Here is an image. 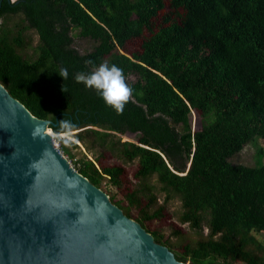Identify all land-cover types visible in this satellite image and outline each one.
I'll return each mask as SVG.
<instances>
[{
	"label": "trees",
	"instance_id": "trees-1",
	"mask_svg": "<svg viewBox=\"0 0 264 264\" xmlns=\"http://www.w3.org/2000/svg\"><path fill=\"white\" fill-rule=\"evenodd\" d=\"M167 2L176 18L162 14L154 25L163 0H0V83L34 116L50 119L54 132L77 130L73 137L92 159H75L71 149L79 146L71 140L59 149L96 186L122 184L123 167L103 165V152L137 161L138 186L122 193L126 203H114L166 246L143 217L162 216L165 203L177 198L178 221L197 235L183 254L168 246L178 260L264 264V148L257 147L252 165L230 160L264 140V0ZM146 29L140 50H121ZM29 31L32 45L25 41ZM75 38L89 47L80 51ZM103 62L122 68L134 90L122 114L74 79ZM61 68L68 69L66 80ZM192 110L198 130L189 124ZM62 118L70 130L60 127ZM126 132L136 140H121ZM190 159L196 172L186 170ZM136 203L143 216L132 214Z\"/></svg>",
	"mask_w": 264,
	"mask_h": 264
},
{
	"label": "water",
	"instance_id": "water-1",
	"mask_svg": "<svg viewBox=\"0 0 264 264\" xmlns=\"http://www.w3.org/2000/svg\"><path fill=\"white\" fill-rule=\"evenodd\" d=\"M52 123L0 83V264H186L68 162Z\"/></svg>",
	"mask_w": 264,
	"mask_h": 264
},
{
	"label": "rangeland",
	"instance_id": "rangeland-1",
	"mask_svg": "<svg viewBox=\"0 0 264 264\" xmlns=\"http://www.w3.org/2000/svg\"><path fill=\"white\" fill-rule=\"evenodd\" d=\"M163 1L165 3V6L160 11V13H158V15L153 19L152 23L154 25L159 22L160 16L162 14L168 15L170 19L176 18V12L169 7L167 2L168 0H163ZM148 35H149V31L146 29L142 32V34L139 37L128 40L125 43L123 49L121 50L126 54H130L134 51L140 50V44L142 40L145 39ZM35 40H36V36L34 35L33 31H29L25 35V41L27 45L29 44L32 45ZM74 43L75 46L80 51H84L85 49H87L90 44L88 40H79L77 38H75ZM24 52L26 53L27 57L33 59L34 54L31 47L27 46L26 49L24 48ZM128 79L133 80L134 76H130ZM189 124L192 130H198L200 128V116L197 111L195 110L191 111ZM76 131L77 130H70L66 133L63 132L57 133L53 131L54 134H51V138L54 141V143H56L59 147L61 146V144L68 145V140L75 142L79 146L78 150L71 149L73 154H75V159L79 158L82 154H85V156L92 159L91 154L89 152H86L84 147L81 146L80 142L75 137H73V134ZM119 136L121 140H128V141H135L137 138V134L131 132H126L124 134H120ZM258 146L264 148V140L258 139L256 143L246 144L241 151L237 152L232 157H230V160H232V162L234 163H243L247 165H252L254 163L255 152ZM99 161L103 165H121L123 167V173L121 176L122 184L118 185L111 180H109V182L104 181L101 189L108 195L111 202L114 203V200L121 199L123 203H126L123 200L122 193L130 194L131 193L130 188H135L138 186L136 178L134 177V173L136 172L138 167L137 161L134 160L131 162H125L112 156L109 152H103V154L99 158ZM74 162H76L74 159L71 160V163L74 165V167L77 168L78 164H75ZM187 168L192 169L195 172L197 171V165L193 162L192 159L188 161L186 165V169ZM150 182H152L154 186H156L154 189L157 190L159 184L153 178L151 179ZM143 200L144 198L142 197V201ZM157 201L159 204L163 203L162 192H157ZM179 209H180V204L178 199L172 198L165 203L162 216L157 217L152 221L146 220L144 217L143 219L145 221L144 222L145 225L150 231H155L157 233H160L162 235V238L167 243V245L170 246L174 252H179L183 254L185 253L183 249V245L186 243L194 244L195 240L197 239V235L191 228L188 227L187 224H183L178 221L177 215ZM131 211L133 215L136 214L142 215L138 203H136V205L132 208ZM206 232L207 229L204 227L203 233L205 234ZM186 256L190 257V254H186ZM185 263L189 264V261H186Z\"/></svg>",
	"mask_w": 264,
	"mask_h": 264
},
{
	"label": "clouds",
	"instance_id": "clouds-1",
	"mask_svg": "<svg viewBox=\"0 0 264 264\" xmlns=\"http://www.w3.org/2000/svg\"><path fill=\"white\" fill-rule=\"evenodd\" d=\"M58 74L63 80H66L69 76L67 68H61ZM74 79L86 88L95 90L105 104L110 106L117 114H122L126 105L133 99V88L126 83L123 69L115 64L103 62L89 73H76ZM62 90L65 91L63 88ZM59 125L65 130H70L73 127L70 120L63 118L59 121ZM33 134L39 135L40 129L36 128Z\"/></svg>",
	"mask_w": 264,
	"mask_h": 264
},
{
	"label": "built area",
	"instance_id": "built-area-1",
	"mask_svg": "<svg viewBox=\"0 0 264 264\" xmlns=\"http://www.w3.org/2000/svg\"><path fill=\"white\" fill-rule=\"evenodd\" d=\"M55 146L59 149V146L55 143ZM60 150V149H59ZM60 152L63 154V152L60 150ZM64 155V154H63ZM65 156V155H64ZM66 157V156H65ZM67 158V157H66ZM68 162L74 167V165L71 163V159L67 158ZM75 168V167H74ZM76 169V168H75Z\"/></svg>",
	"mask_w": 264,
	"mask_h": 264
},
{
	"label": "bare ground",
	"instance_id": "bare-ground-1",
	"mask_svg": "<svg viewBox=\"0 0 264 264\" xmlns=\"http://www.w3.org/2000/svg\"><path fill=\"white\" fill-rule=\"evenodd\" d=\"M50 129V128H49ZM46 132H48L50 134V131L48 130V128L46 129ZM51 135V134H50Z\"/></svg>",
	"mask_w": 264,
	"mask_h": 264
}]
</instances>
